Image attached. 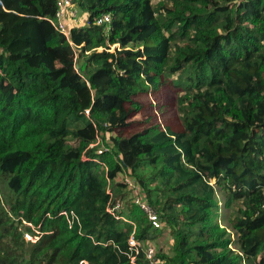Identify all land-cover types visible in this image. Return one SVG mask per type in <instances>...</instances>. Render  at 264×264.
Segmentation results:
<instances>
[{"label":"trees","instance_id":"16d2710c","mask_svg":"<svg viewBox=\"0 0 264 264\" xmlns=\"http://www.w3.org/2000/svg\"><path fill=\"white\" fill-rule=\"evenodd\" d=\"M80 5L74 54L55 0H0V264H156L128 243L158 229L121 166L170 227L173 256L154 261L264 264V0ZM147 94L177 95V118L134 120Z\"/></svg>","mask_w":264,"mask_h":264},{"label":"built area","instance_id":"2783aa9c","mask_svg":"<svg viewBox=\"0 0 264 264\" xmlns=\"http://www.w3.org/2000/svg\"><path fill=\"white\" fill-rule=\"evenodd\" d=\"M81 0H55V11L53 14V17L50 19L51 24L53 25L55 31L58 33L64 35L67 38L68 44L74 54L76 53V49H78L80 46H77L73 43V41L69 38V31L73 27H80L83 26V24H79L80 17L83 14L87 15L86 12L83 11L81 5ZM87 18V16H86ZM86 20V19H84ZM111 21V17L108 13L102 14L100 17L96 19V24L101 25L105 24V30H109L110 26L109 23ZM118 43L113 44L108 49L109 51H113L114 48H118ZM99 50H103V47H99ZM88 112V111H86ZM101 141H98L96 144H100ZM96 144H91L96 145ZM99 152L102 150H107V148H99ZM83 160L88 159L86 157H82ZM128 172V173H127ZM127 173L129 174L130 171L128 169H125L124 166H121V171L118 173V181H123L125 183V189L128 192V198L130 200L137 204L140 209H142L145 214L147 215V218L154 229H161L163 222L162 219L159 217L158 213L150 207L148 202L145 200L143 195V189L140 187L138 182L136 181L135 177L133 178L134 181L130 180V178H126L123 175ZM107 181H110L108 177H106ZM125 209L124 204L120 202V200H116L113 204H108L106 207V211L110 214H116V218H121L122 220H126L124 216L120 213ZM62 214L66 216L68 222L71 224L73 215H69L67 211L62 210ZM119 213L121 215H119ZM133 224V222L129 221ZM22 223H24L26 226L30 228V230H25L23 233V237L25 240L34 243L39 238V231L37 230V227L33 225L31 222L23 220ZM134 225V224H133ZM128 243L131 246H134L135 248H142L140 242L136 241L134 237L131 235L129 237ZM144 249V248H143ZM146 253V257L153 263L154 262V253L152 247H147L144 249ZM83 264H87L86 262L82 261Z\"/></svg>","mask_w":264,"mask_h":264},{"label":"rangeland","instance_id":"374dc122","mask_svg":"<svg viewBox=\"0 0 264 264\" xmlns=\"http://www.w3.org/2000/svg\"><path fill=\"white\" fill-rule=\"evenodd\" d=\"M152 5L156 8L159 9V3L164 2L167 3L169 2V0H151ZM79 24H86V20H84V17L81 15L80 17V22ZM176 96L174 94H168V95H164L163 97H161L158 102L159 105L157 103V100L154 99V95L153 94H147L144 97L141 96V103H142V109L140 114H138L134 120H138L141 119L142 117H150L152 114H156L160 117L161 122H166L167 119L175 116L177 118V113H176ZM156 103V106L152 105L151 102ZM153 106V107H152ZM129 131V128H125L124 130H122V132L118 133L119 135L125 133ZM112 134H117V133H108L105 134V139L102 140L98 146V148H107L110 149L111 145H109V140H108V136L112 135ZM150 168L149 167H145L144 169H142L140 172L141 173H145V172H149ZM128 173V172H127ZM125 173L123 176L126 178H130V180L134 181V177L132 176L131 173L127 174ZM1 184H0V194L3 196V192L5 191V189H7L6 186V182L4 181V183H2V179L0 180ZM219 197V202L218 204L220 205V207L222 208L223 206V199L221 197V194H218ZM126 206V205H125ZM219 209V212L223 215H225V211L223 209ZM221 221V220H220ZM163 225L161 229H158L156 232V237L151 240V241H144V242H140L141 247L142 248H147V247H152L153 248V253L154 255L156 254H161L164 255L166 257H171L173 256V250H172V246H173V236L171 234L170 231V227L168 226V224H166L163 220ZM156 264H160L163 261L162 260H155L154 262H156Z\"/></svg>","mask_w":264,"mask_h":264},{"label":"crops","instance_id":"0c3cea01","mask_svg":"<svg viewBox=\"0 0 264 264\" xmlns=\"http://www.w3.org/2000/svg\"><path fill=\"white\" fill-rule=\"evenodd\" d=\"M86 16H87V15L83 14L84 19H86Z\"/></svg>","mask_w":264,"mask_h":264}]
</instances>
